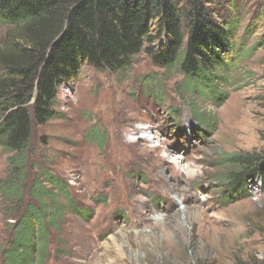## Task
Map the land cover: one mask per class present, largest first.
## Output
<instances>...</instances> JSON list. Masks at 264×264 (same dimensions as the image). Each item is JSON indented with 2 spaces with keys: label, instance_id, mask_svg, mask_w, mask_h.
<instances>
[{
  "label": "rangeland",
  "instance_id": "1",
  "mask_svg": "<svg viewBox=\"0 0 264 264\" xmlns=\"http://www.w3.org/2000/svg\"><path fill=\"white\" fill-rule=\"evenodd\" d=\"M206 4L237 26L241 57L225 71V94L194 87L179 64L161 66L146 49L125 70L85 64L59 86L58 116L34 128L23 200L0 187V264L34 202V177L47 173L67 183L75 208L52 226L45 264H264L261 180L232 197L221 158L264 155V0ZM11 29L0 20V49ZM9 155L0 147V184Z\"/></svg>",
  "mask_w": 264,
  "mask_h": 264
},
{
  "label": "trees",
  "instance_id": "2",
  "mask_svg": "<svg viewBox=\"0 0 264 264\" xmlns=\"http://www.w3.org/2000/svg\"><path fill=\"white\" fill-rule=\"evenodd\" d=\"M0 20L12 27L0 49V147L10 153V174L0 187L14 201L25 194L34 128L58 116L59 86L76 79L85 64L125 70L146 49L161 66L179 64L194 87L224 95L225 71L241 57L236 24L215 20L206 0H0ZM163 36L167 41L156 46ZM194 115L203 119L197 108ZM221 158L232 197L245 195L254 178L264 190V155ZM30 196L34 202L15 224L4 264H45L52 226L67 207L75 208L67 183L52 173L34 177Z\"/></svg>",
  "mask_w": 264,
  "mask_h": 264
},
{
  "label": "bare ground",
  "instance_id": "3",
  "mask_svg": "<svg viewBox=\"0 0 264 264\" xmlns=\"http://www.w3.org/2000/svg\"><path fill=\"white\" fill-rule=\"evenodd\" d=\"M147 139H148V137H147ZM176 158V157H175ZM176 162H178V161H176Z\"/></svg>",
  "mask_w": 264,
  "mask_h": 264
}]
</instances>
